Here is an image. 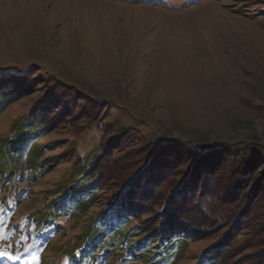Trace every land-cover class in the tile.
I'll return each mask as SVG.
<instances>
[{"label":"rangeland","instance_id":"obj_1","mask_svg":"<svg viewBox=\"0 0 264 264\" xmlns=\"http://www.w3.org/2000/svg\"><path fill=\"white\" fill-rule=\"evenodd\" d=\"M3 73L25 77L32 89L0 105V152L37 106L49 107L60 124L27 142L21 158L0 172V252L7 253L0 264H37V258L39 264H64L78 253L108 193L100 192L86 211L68 200L67 213L55 210L53 194L81 175L106 141L119 148L115 160L122 169L136 160L131 131L153 145L177 140L175 146L198 157L241 144L264 146V0H0ZM92 117L109 125V134L89 126ZM173 147L164 148L161 161L189 164V181H196L191 188L200 183L202 189L197 159L187 163ZM37 149L43 154L33 164L29 154ZM245 152L223 162V175L234 173L237 180L245 165L249 177H264V160L255 163ZM157 161L142 171L147 191L178 178L163 174L159 167L165 165ZM249 224L233 243L238 260L262 255L264 207ZM219 235L182 243L164 264H196ZM104 245L95 264L151 259Z\"/></svg>","mask_w":264,"mask_h":264},{"label":"trees","instance_id":"obj_2","mask_svg":"<svg viewBox=\"0 0 264 264\" xmlns=\"http://www.w3.org/2000/svg\"><path fill=\"white\" fill-rule=\"evenodd\" d=\"M30 89L32 85L25 77L1 74L0 105L7 106L17 101L28 95ZM54 116L57 117V114L44 105L37 106L31 111L17 133L7 140L5 150H2L4 152H0L1 160H3L0 172L4 170V166H7L8 161L11 162L12 158L17 160L21 158V151L26 147L27 142L44 135L60 124L56 122L58 119ZM94 124L100 127L105 134L109 132V125L103 124L101 118L94 117L88 123L89 126ZM127 139L134 142L132 155L136 158L127 168L122 169L121 165L116 164L115 159L119 148L114 142L106 141L99 147L100 153L89 162V167L83 170L81 175L69 181L63 191L56 190L53 194L55 210L62 209L63 213H67L69 211L66 206L68 200L74 201V208L86 211L97 200L100 192L108 193L99 212L89 222L87 233L82 239L83 246L79 247L77 254L72 253L67 257L64 264L101 262L106 248L104 243L111 244V247L115 246L118 249L126 248L128 252H133L140 258L149 254L151 259L145 258L149 264H153L156 258L159 259L155 263L164 264L174 256L182 243L188 240L200 241L218 233L220 235L216 243L200 254L196 264L201 260L203 264H264V249L261 251L262 255L259 253L257 257H249L246 260L236 259L232 252L233 243L236 242L239 231L251 226L249 223L264 207V197H262L264 177L259 178L256 177L257 175L249 177L250 173L245 172V165H243V173L238 174L237 180L234 178V173H231L232 176L223 175L226 171L223 162L226 159L231 160L242 156L246 153L245 150H250L255 163H257L256 159L263 161L264 159L261 158L264 153L263 145L241 144L232 150H213L205 154L202 152L204 155L198 157L195 152H184L187 148L181 149L175 146L177 140L163 141L158 145H153L142 135L133 131L127 134ZM187 145L196 147L191 143ZM167 147L180 149L176 153L181 152L183 154L181 157L187 163L192 161V158L197 159L198 168L200 160L207 157L206 162L201 163L202 169L199 172L198 168H193L198 177L201 174L198 182H204L202 189L200 183L196 189L191 188L196 185V181H193L194 179L192 182L189 181L194 175L192 172L188 176L190 169L187 165L189 164H184L185 168L175 167L179 162L177 158L168 159L166 163L169 162V165L161 161L166 156L164 154L167 149L164 148ZM41 150L37 149L34 151L35 154H29L33 164H36L37 159L42 156L43 151ZM155 159L158 160L157 165L164 163L165 166L159 167L163 174L169 171L167 175L172 177L170 174L176 172L178 178L174 184H171V180L170 183H163L161 186L163 188H156L152 185L150 191H147V188L144 189L141 186V181L147 176H142V171ZM196 162L192 164L193 167ZM170 166L174 167L170 168ZM6 174V171L3 172L4 176ZM204 176L207 177L206 181L203 179ZM208 179L210 182L207 181ZM153 193L162 195L157 197ZM44 220L43 218L42 221ZM104 228H108L109 232H103ZM123 229L126 231H122ZM132 235L135 238L132 239ZM263 239L262 237L261 242L264 241ZM260 244L262 243H257L259 247ZM108 248V251L112 249ZM254 248L253 251L258 249L257 246ZM166 250L172 251L166 254Z\"/></svg>","mask_w":264,"mask_h":264},{"label":"snow or ice","instance_id":"obj_3","mask_svg":"<svg viewBox=\"0 0 264 264\" xmlns=\"http://www.w3.org/2000/svg\"><path fill=\"white\" fill-rule=\"evenodd\" d=\"M6 255H7V253L0 252V256H6ZM37 264H39V260H38V258H37Z\"/></svg>","mask_w":264,"mask_h":264}]
</instances>
